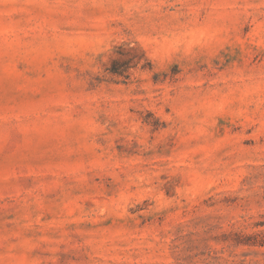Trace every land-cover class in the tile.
Here are the masks:
<instances>
[{"label":"rangeland","instance_id":"374dc122","mask_svg":"<svg viewBox=\"0 0 264 264\" xmlns=\"http://www.w3.org/2000/svg\"><path fill=\"white\" fill-rule=\"evenodd\" d=\"M264 0H0V264H264Z\"/></svg>","mask_w":264,"mask_h":264},{"label":"trees","instance_id":"16d2710c","mask_svg":"<svg viewBox=\"0 0 264 264\" xmlns=\"http://www.w3.org/2000/svg\"><path fill=\"white\" fill-rule=\"evenodd\" d=\"M257 243V245H259V246H261V247H264V241H258V242H256Z\"/></svg>","mask_w":264,"mask_h":264}]
</instances>
